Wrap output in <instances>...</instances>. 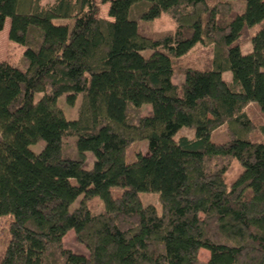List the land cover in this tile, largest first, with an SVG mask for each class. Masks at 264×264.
Here are the masks:
<instances>
[{"label":"trees","instance_id":"obj_1","mask_svg":"<svg viewBox=\"0 0 264 264\" xmlns=\"http://www.w3.org/2000/svg\"><path fill=\"white\" fill-rule=\"evenodd\" d=\"M162 14L176 30L150 33ZM6 20L24 53L23 70L0 62V219L13 218L0 264H264V125L247 114L264 113V0H0V32ZM197 44L210 60L177 69ZM62 96L79 99L75 120ZM222 126L227 143L211 142ZM71 230L87 255L64 248Z\"/></svg>","mask_w":264,"mask_h":264},{"label":"rangeland","instance_id":"obj_2","mask_svg":"<svg viewBox=\"0 0 264 264\" xmlns=\"http://www.w3.org/2000/svg\"><path fill=\"white\" fill-rule=\"evenodd\" d=\"M53 0H42L43 4H47L52 2ZM98 2L100 0H97ZM245 4L244 2H237L234 4V12L235 13H241L243 11ZM107 10L108 5H100V12L101 16L105 19H108L107 17ZM54 24L56 25H69L70 27L73 24V19H59L54 20ZM145 28L150 33H165V32H174L177 28L176 24L172 20V18L168 14H162L159 18L147 22L144 24ZM10 28V20H6L3 30L0 32V62L8 61L18 68L19 70H23V67L20 63V59L22 58V55L24 53V48L17 46L16 44H12L8 41V32ZM258 27L254 29L252 34H254L257 31ZM210 46L197 44L188 54H186L183 58L180 60H177L175 62L177 69H183L185 67L189 68H195L197 70H201L208 60H210ZM242 53L247 54L249 51H251V44L247 43L244 44L241 48ZM152 50H146L141 52L142 56L145 58H148L152 54ZM223 79L225 81H231V74L225 73L223 75ZM173 82L175 84H181L183 82V76L178 75L173 78ZM58 104L60 105V108L63 110L66 118L68 120H75L77 118V109L79 107V99L76 101L74 106H70L65 101V96H62L58 100ZM251 108L247 111V114L249 118H251L255 124H263L264 125V113L261 112L257 104H252ZM148 108V109H147ZM148 112H150L149 107H143L141 114L147 115ZM179 137H187V138H193L194 137V131L188 130L186 128H182L177 134L176 139ZM211 142L215 144H225L228 141L227 132L224 126L218 128L216 131H214L210 136ZM43 143H39L37 145H32L30 149L34 153H39L43 148ZM134 146H138L139 150L145 154L147 153V142H140L134 144ZM135 157V156H133ZM93 166V157L89 153L87 155V160L84 164V168L86 170H91ZM243 168L240 166V164L233 160L231 163V166L227 173L225 174V182L227 186H230L237 177L242 173ZM73 183H75L73 181ZM123 192V189L120 187L113 188L111 190L112 196L117 197L120 196ZM140 200L144 206L152 205L156 207L158 210L160 209L159 200H158V194L155 193H140L139 194ZM79 199L70 207V210L75 209L78 206ZM89 210L92 214H99L103 211V202L99 198L92 199L89 204ZM12 216H6L0 219V262L1 259L6 251V248L9 243V225L12 221ZM63 244L64 248L71 250L73 253L76 254H88L87 249L80 245L75 237L74 231H69L66 236L63 238ZM209 257V253L206 250H201L199 252V258L201 261H206V259Z\"/></svg>","mask_w":264,"mask_h":264}]
</instances>
